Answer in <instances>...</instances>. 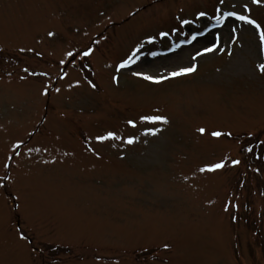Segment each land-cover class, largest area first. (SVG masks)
I'll return each mask as SVG.
<instances>
[{"label": "rangeland", "instance_id": "1", "mask_svg": "<svg viewBox=\"0 0 264 264\" xmlns=\"http://www.w3.org/2000/svg\"><path fill=\"white\" fill-rule=\"evenodd\" d=\"M230 11L264 29L251 0H0V264H264V42L235 17L216 25ZM109 131L123 139H96ZM226 157L242 163L198 171Z\"/></svg>", "mask_w": 264, "mask_h": 264}, {"label": "snow or ice", "instance_id": "2", "mask_svg": "<svg viewBox=\"0 0 264 264\" xmlns=\"http://www.w3.org/2000/svg\"><path fill=\"white\" fill-rule=\"evenodd\" d=\"M221 3L224 2V0H220ZM251 2L253 4L256 5H261L264 4V0H251ZM243 9L247 12H250L251 9L248 8V5L245 4L243 5ZM218 13L220 12V10H217ZM200 17H206L207 13L206 12H200L199 13ZM228 17H235L237 20L239 21H244L245 23L249 24V25H253L256 29H259V39L260 41L264 42V29H261V25L259 23H257V21L255 19H252L250 15H246V14H240L237 13L235 11H230L226 14H218L216 15L214 18L216 20V25L219 26H223L224 21L228 18ZM183 24H190L192 23V21H188V20H183L182 21ZM214 25V26H216ZM176 31H179V29H176ZM236 31L235 28H232L230 30V38H231V34H234ZM169 32H161L159 35L161 37H167L169 36ZM185 35H187V33H184ZM204 33H196L191 37V40L185 41V43H191L192 41L197 39L198 35H203ZM49 36H55L56 34L54 32H49L48 33ZM156 40V37H150L149 38V43H154ZM220 41H221V36L219 33L215 34V39L212 43L211 47L205 46L203 49V52H198L197 55H203L204 53H209V52H213L216 51L217 48L220 47ZM97 43H99V41H97ZM181 45L177 44L175 47H172L169 49V51L171 52H175L177 50V48H179ZM143 48V44L139 45L138 47H136V49L132 52V54L127 57L126 59H124L122 62H120L118 64L117 67V72H119L121 69H125V68H129L130 65L132 64H136L139 60H140V55L139 53H141V49ZM21 51H24V49H21ZM95 49L92 47H88L86 50H83L82 55H80V50H76V51H67L66 52V56L69 58L67 60L65 59H61L59 61L60 64H66V63H70L72 58L76 57L77 55H80L81 60L84 59V57H90L93 55ZM160 53H152L153 56L159 55ZM195 59V57H193V60ZM260 71L264 72V64L259 65ZM25 72H28V69L26 68L24 70ZM197 71V67L195 65L192 66H187V67H179L178 70L172 71L170 74L168 75H164V74H159V75H153L150 74L144 70H136L133 72V75L142 78L145 81L151 82L153 84H162L165 81L172 79V78H176V77H181V76H186V75H190L194 72ZM34 75H47V73H32ZM68 73L64 72L63 73V77H67ZM113 79L119 83V76H114ZM88 84L92 87V88H96L97 85L95 83H93L91 80L87 81ZM77 85H79V81L76 82ZM71 87V85H70ZM45 94H47L48 89H45ZM57 92L60 91L59 88L56 89ZM159 111V110H157ZM140 120L142 122H147L150 124H156V123H164L167 124L168 123V119L165 116L162 115H143L140 117ZM127 123L129 125H131L133 128H135L136 122L134 120H129L127 121ZM161 129L160 128H147L145 130V135H156L158 132H160ZM197 131L200 134H206L208 132V129L201 127L198 128ZM210 135L214 138H221L224 137L225 135L227 136H231L232 133L228 132H222V131H211ZM96 139L98 141H106V140H119V139H123L122 136L118 135L115 131H109L107 132L105 135H100L97 136ZM138 138L135 136H130L127 140L126 143L127 144H134L136 142ZM262 144H264V141H261ZM17 147H19V145H17ZM253 148L252 147H248L246 149V152L248 153H253ZM257 159H259V156H257ZM242 163V161L239 158H232V157H226V158H222L219 161L216 162H209V163H205L203 166L198 168V171L201 173H216L218 171H221L223 169H225L227 166L231 165L233 167L238 166ZM257 172H259V169H256ZM230 203V202H229ZM21 238L24 239L26 237L23 236V234H21ZM165 249H168L170 247V245L165 244L163 246Z\"/></svg>", "mask_w": 264, "mask_h": 264}, {"label": "bare ground", "instance_id": "3", "mask_svg": "<svg viewBox=\"0 0 264 264\" xmlns=\"http://www.w3.org/2000/svg\"><path fill=\"white\" fill-rule=\"evenodd\" d=\"M198 42H199V40H198ZM175 55V54H174Z\"/></svg>", "mask_w": 264, "mask_h": 264}]
</instances>
